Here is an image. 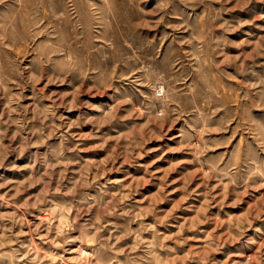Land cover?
<instances>
[{
    "label": "rangeland",
    "instance_id": "obj_1",
    "mask_svg": "<svg viewBox=\"0 0 264 264\" xmlns=\"http://www.w3.org/2000/svg\"><path fill=\"white\" fill-rule=\"evenodd\" d=\"M0 264H264V0H0Z\"/></svg>",
    "mask_w": 264,
    "mask_h": 264
}]
</instances>
